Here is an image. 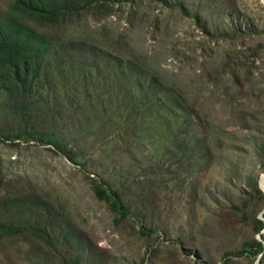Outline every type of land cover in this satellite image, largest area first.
Returning a JSON list of instances; mask_svg holds the SVG:
<instances>
[{"label":"rangeland","instance_id":"obj_1","mask_svg":"<svg viewBox=\"0 0 264 264\" xmlns=\"http://www.w3.org/2000/svg\"><path fill=\"white\" fill-rule=\"evenodd\" d=\"M11 1L0 0V18L8 17ZM262 3L186 0L184 9L173 10L160 2L99 0L81 17L47 29L58 39L54 81L47 85L60 108L57 129L84 151L78 162L86 160L88 169L52 144L15 147L0 140V220L28 229L0 238V264H223L225 256L229 264H256L235 253L253 237L264 241V229L254 226L256 216L264 218L263 202L248 183L264 173ZM250 19L255 36L223 37L224 29ZM116 55L124 58L121 76ZM71 58L72 68L59 65ZM147 65L184 111L155 104L167 119L131 136L133 125L124 133L116 117L96 114L91 94L115 108L125 105L117 86L126 82L137 91L134 80H150L139 69ZM127 115L117 118L123 123ZM173 139L182 151L166 149ZM156 161L163 164L154 170L162 180H138L127 199L130 216L117 222L88 175L102 180L103 172H113L107 179L120 186L127 173L137 177L135 164L152 172ZM39 224H48L52 244L35 234Z\"/></svg>","mask_w":264,"mask_h":264},{"label":"trees","instance_id":"obj_2","mask_svg":"<svg viewBox=\"0 0 264 264\" xmlns=\"http://www.w3.org/2000/svg\"><path fill=\"white\" fill-rule=\"evenodd\" d=\"M97 1L99 0H12L8 17L0 18V140L15 147L22 145V142L30 143L31 141L37 144H52L55 152L64 153L69 160L79 164L82 171L88 169L86 160L78 162V158L83 156L84 151L78 145H72L62 138L61 132L57 129L60 120L57 119V111L60 108L56 102L50 101L51 91L47 85H53V61L59 57L54 46L58 40L57 33L49 34L47 29L62 27L73 19L81 17L82 13ZM129 2L139 5L145 2H160L162 6L175 10L184 9L186 0H129ZM261 7L264 9L263 3ZM194 11L196 19L201 22L205 7H197ZM257 33L258 27L254 19H250L234 28L224 29L223 37L233 42L236 38L253 37ZM261 50L263 53L264 46ZM115 60L119 69L117 75L121 76L123 71L120 67L125 70L122 63L124 58L116 55ZM249 62V60L245 61L244 65L249 66ZM63 64L72 68L73 59L59 63L61 66ZM55 68L57 69V66ZM134 69L131 68L132 71ZM139 69L143 74L148 75L150 80L147 83L138 79L134 80L135 85L139 86L137 91L126 87L128 84L126 82L117 86L118 91L123 94L125 105L119 103L115 108L112 101L103 103L104 98L101 94H91V104L94 108L98 106V109H95L96 114L98 115L101 110L106 118L107 116L111 119L116 117L117 127L124 133L128 131V125H133L131 136L142 135V131H146L144 129L146 124L156 127L158 125L156 119H162V121L167 119L168 115L164 116L159 112L155 104L159 107L166 105L172 110L181 108L184 111V108L173 105V103L179 105L180 103L172 95L171 90L165 88L163 83H160L158 78L152 74L148 65L147 68ZM100 107L103 109H99ZM126 110H129V115L122 123L117 116L122 117ZM179 144V141L173 139L166 149L182 151V145ZM131 145L132 143L125 145L126 151L132 149ZM193 155L191 149V156H187V159H191ZM162 165L158 161L152 162L151 172L150 168L144 169L135 164L133 171L138 172L137 177L132 173H127L120 186L114 182L115 179H107L109 174L114 175L113 172H103L102 180L90 175L87 177L96 196L108 202L111 209L117 213L118 217L115 220L118 222L130 216L131 207L127 200L130 189H133L138 180L137 184L140 185L143 183L159 184L162 174L154 170L157 167L161 168ZM152 173L155 178H147ZM259 179L260 177L249 178L248 183L254 184L256 194L262 200V208H264V191L259 186ZM32 195L33 199L34 194ZM262 214L264 216V212ZM254 226L255 231L261 232L264 229V218L256 216ZM27 231L25 226H17L0 220V238L23 236ZM35 234L46 243L54 242L53 232L48 224L44 226L39 224L35 228ZM260 254L258 264H264V241L257 237L244 241L242 249L235 253L236 256L251 255L255 260ZM230 260L231 257L225 256L223 264H229Z\"/></svg>","mask_w":264,"mask_h":264},{"label":"water","instance_id":"obj_3","mask_svg":"<svg viewBox=\"0 0 264 264\" xmlns=\"http://www.w3.org/2000/svg\"><path fill=\"white\" fill-rule=\"evenodd\" d=\"M263 4H264V0H262ZM259 186L260 188L264 191V173L260 176V179H259ZM264 212V210L262 211V213ZM260 257H261V254L259 255V257L257 258L256 260V264L259 263L260 261Z\"/></svg>","mask_w":264,"mask_h":264}]
</instances>
